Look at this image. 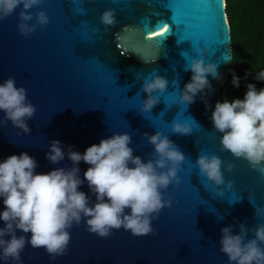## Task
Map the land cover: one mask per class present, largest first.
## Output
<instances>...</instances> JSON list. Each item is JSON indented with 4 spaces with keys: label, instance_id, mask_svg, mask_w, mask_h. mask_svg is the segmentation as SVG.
I'll list each match as a JSON object with an SVG mask.
<instances>
[{
    "label": "water",
    "instance_id": "1",
    "mask_svg": "<svg viewBox=\"0 0 264 264\" xmlns=\"http://www.w3.org/2000/svg\"><path fill=\"white\" fill-rule=\"evenodd\" d=\"M78 7L86 13H78ZM108 8L115 10L118 23L105 31L99 16ZM38 10L45 11L49 23L29 36L18 30L19 8L0 20V82L13 77L36 108L27 121L29 133L17 135L21 130L10 121L0 126V161L27 152L37 161V173L71 168L68 146L83 153L102 138L124 132L131 136L133 154L147 161L153 146L144 134L156 131L167 135L186 159L177 173L180 183L162 190L172 205L152 220L155 235L135 236L121 228L100 237L87 231L82 220L69 229L66 254L52 260L43 248L27 244L21 253L23 264H228L220 251L221 229L232 225L233 234H238L241 223L248 228L264 223V173L221 151V133L211 121L216 102H222L220 88L233 58L226 0H83L81 5L43 0L30 10L32 22ZM163 24L169 31L156 38L153 32ZM197 47H207L204 59L218 65L221 78L209 75L212 90L205 89L194 103L186 104L179 90L192 73L185 70L184 57L198 56ZM153 71L169 85L165 92L154 93L159 102L145 112L142 99L148 94L142 91V79ZM174 120L187 122L192 134H173ZM52 140H59L65 151L58 164L45 155ZM202 151L234 162L233 172L224 171L226 181L234 180L231 188L214 185L199 174L195 160ZM78 167L83 180L89 165L81 161ZM79 190L95 201L86 181Z\"/></svg>",
    "mask_w": 264,
    "mask_h": 264
},
{
    "label": "clouds",
    "instance_id": "2",
    "mask_svg": "<svg viewBox=\"0 0 264 264\" xmlns=\"http://www.w3.org/2000/svg\"><path fill=\"white\" fill-rule=\"evenodd\" d=\"M43 0H0V20L13 14L17 8L21 35L29 36L40 26L49 23V17L43 10L30 11ZM81 5L83 0H73ZM77 12L85 14L87 10L78 7ZM100 23L115 26V10L108 8L99 16ZM32 22V23H29ZM199 55L186 60V71H191V80L179 90L180 100L186 104L195 102L198 93L205 89L212 90L208 80L220 79L218 65L206 62L204 55L207 47L195 49ZM257 80L264 81V71L256 75ZM142 91L147 98L142 99V110L150 112L159 102V96L167 90L169 81L156 71L143 77ZM233 84L239 87V79L233 77ZM207 93H205L206 95ZM0 126L10 121L11 124L26 134L31 131L27 123L34 117L36 108L28 101L26 89L17 86L9 76L0 82ZM211 121L216 132L221 133L219 140L221 151H228L235 158L245 159L249 166L264 173V88L256 89L249 83L243 99L231 102L217 101L211 113ZM173 134L191 135L192 128L187 123L173 121ZM153 146L149 159L144 161L133 154L130 134L113 133L102 138L98 144L88 146L83 153L68 146L67 157L72 162L71 168L58 167L46 173H37V161L27 152L12 154L0 161V261L23 264L21 253L25 246L43 248L49 258L67 253L71 241L69 229L82 222L87 231L100 237H108L114 229L123 228L132 235L153 234L152 220L164 207H171L172 199L163 198V191L172 184L178 185L177 175L186 157L179 147L167 135L156 131L153 135L144 134ZM46 158L58 164L65 158V151L59 140H52L48 145ZM83 161L89 167L84 171L83 180L79 173V163ZM195 164L199 174L214 185H227L231 188L234 180H225L224 171L235 169L233 161H223L215 153H199ZM222 164L224 168L222 169ZM87 182L90 197L80 186ZM218 194L222 191L217 190ZM238 234H233V226L221 229L220 251L228 258V264H264V223L248 228L239 225ZM23 233L17 235V232ZM252 236L248 237V232Z\"/></svg>",
    "mask_w": 264,
    "mask_h": 264
},
{
    "label": "trees",
    "instance_id": "3",
    "mask_svg": "<svg viewBox=\"0 0 264 264\" xmlns=\"http://www.w3.org/2000/svg\"><path fill=\"white\" fill-rule=\"evenodd\" d=\"M233 58L229 76L220 88L222 102L243 99L249 83L259 90L264 81L256 75L264 71V0H226ZM239 79L234 86L233 77Z\"/></svg>",
    "mask_w": 264,
    "mask_h": 264
},
{
    "label": "snow or ice",
    "instance_id": "4",
    "mask_svg": "<svg viewBox=\"0 0 264 264\" xmlns=\"http://www.w3.org/2000/svg\"><path fill=\"white\" fill-rule=\"evenodd\" d=\"M159 29H162L160 31L156 30L153 32L154 36L157 38L159 36H162V35H166L167 32L169 31V28L167 27V24H163L162 27H160Z\"/></svg>",
    "mask_w": 264,
    "mask_h": 264
}]
</instances>
